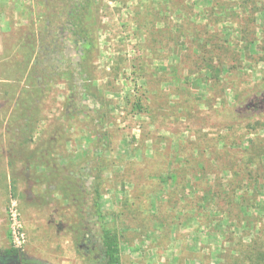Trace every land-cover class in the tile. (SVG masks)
<instances>
[{
	"label": "rangeland",
	"instance_id": "374dc122",
	"mask_svg": "<svg viewBox=\"0 0 264 264\" xmlns=\"http://www.w3.org/2000/svg\"><path fill=\"white\" fill-rule=\"evenodd\" d=\"M12 1L34 12L17 28L0 14V253L106 264L105 226L121 264H248L264 240V0H91L90 70L58 42L84 0ZM32 85L37 127L21 135ZM44 142L54 168L32 157Z\"/></svg>",
	"mask_w": 264,
	"mask_h": 264
},
{
	"label": "trees",
	"instance_id": "16d2710c",
	"mask_svg": "<svg viewBox=\"0 0 264 264\" xmlns=\"http://www.w3.org/2000/svg\"><path fill=\"white\" fill-rule=\"evenodd\" d=\"M93 5V2L91 0H84L82 4H79L77 2L73 3V6L71 7L70 13H69V21L66 22L63 26L64 32H68V35L70 36L69 39L65 41H58L59 44L63 49H65V52H67V44L70 42L72 43L75 51L79 52V61L81 62V66L85 64L86 69H91V61L93 59V53L95 52V23H94V17L91 15V6ZM55 45V44H54ZM56 47V46H55ZM59 48L56 47V49ZM55 49V50H56ZM262 51V57L261 61H264V46L261 49ZM64 52V51H63ZM61 53L60 58H64V53ZM56 55V54H55ZM55 58H59L58 56H55ZM26 68V67H25ZM88 72V71H87ZM88 75H91V71L88 73ZM30 77V72L28 74ZM33 86V89H32ZM29 89H24L20 93L15 107L13 109V120L12 121H18L19 119V125L18 129L21 133V135L26 134H32L34 133L37 125V118L34 117V111L37 110V106L35 105L36 97L40 93V90L37 89L36 85H32ZM92 87L91 85L84 86L83 89L85 94L81 96L83 101L88 100L89 97H91L92 94ZM38 99V98H37ZM97 104L94 103L92 112H96L98 110ZM97 108V109H96ZM99 109H102V106H99ZM98 112V111H97ZM101 113V116L98 117L101 124L104 122V116ZM71 116V117H70ZM69 117L73 119L76 115L73 116L71 114ZM52 142V141H51ZM49 142V143H51ZM56 151H58V147L55 146L51 147V144L47 146V144L44 142L42 143L32 154V157L34 155L37 156V153L44 158V155L47 157V167H55L57 165L54 161H56L57 154ZM34 167H36L34 165ZM97 179V178H96ZM93 208L95 212V216L99 219H103V215L101 213V205H100V191H99V184L95 185L93 189ZM101 241H102V252L104 259L106 261V264H121L120 257H119V237L116 232L108 229L107 227L103 226L101 227ZM247 254H246V260L248 264H264V240H254L253 244L247 247ZM12 252L11 250L5 251Z\"/></svg>",
	"mask_w": 264,
	"mask_h": 264
},
{
	"label": "crops",
	"instance_id": "0c3cea01",
	"mask_svg": "<svg viewBox=\"0 0 264 264\" xmlns=\"http://www.w3.org/2000/svg\"><path fill=\"white\" fill-rule=\"evenodd\" d=\"M6 1L7 2H5V0H0V14L10 15L12 17L10 19L15 22L13 24V26L15 28H17L16 25L21 24L20 22H22V20H23V22L27 21V23L30 22L28 20V18L22 17V16L24 14L26 15V14H30L31 12H34V11H32V9L34 8L32 2L30 5V2H14L12 0H6ZM15 1H17V0H15ZM17 7H19V8H17ZM23 8H24V11L22 10ZM32 16L33 15H31V17ZM37 22L38 21L34 19V23H37ZM3 23L5 26L1 25L0 33H3L4 36H7L9 33L12 32L11 21L7 18V19L3 20ZM13 37H14V35H13Z\"/></svg>",
	"mask_w": 264,
	"mask_h": 264
},
{
	"label": "flooded vegetation",
	"instance_id": "af4514ba",
	"mask_svg": "<svg viewBox=\"0 0 264 264\" xmlns=\"http://www.w3.org/2000/svg\"><path fill=\"white\" fill-rule=\"evenodd\" d=\"M19 258L15 252L0 253V264H19Z\"/></svg>",
	"mask_w": 264,
	"mask_h": 264
},
{
	"label": "built area",
	"instance_id": "2783aa9c",
	"mask_svg": "<svg viewBox=\"0 0 264 264\" xmlns=\"http://www.w3.org/2000/svg\"><path fill=\"white\" fill-rule=\"evenodd\" d=\"M13 234V238H14V242L17 243V245L19 244V239H22V236L18 233H15V231L12 232Z\"/></svg>",
	"mask_w": 264,
	"mask_h": 264
},
{
	"label": "water",
	"instance_id": "95a60500",
	"mask_svg": "<svg viewBox=\"0 0 264 264\" xmlns=\"http://www.w3.org/2000/svg\"><path fill=\"white\" fill-rule=\"evenodd\" d=\"M251 105V104H250Z\"/></svg>",
	"mask_w": 264,
	"mask_h": 264
}]
</instances>
